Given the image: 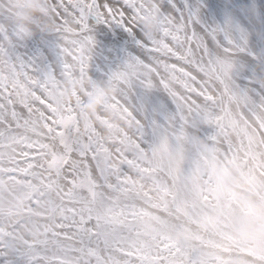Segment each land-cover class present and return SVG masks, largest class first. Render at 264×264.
<instances>
[{
  "label": "snow or ice",
  "instance_id": "6c2138e0",
  "mask_svg": "<svg viewBox=\"0 0 264 264\" xmlns=\"http://www.w3.org/2000/svg\"><path fill=\"white\" fill-rule=\"evenodd\" d=\"M50 7L55 40L32 57L24 50L33 36L0 21V163L7 149L11 174L48 205L25 238L12 244L0 235V264H264V243L239 235L264 212L242 207L223 171L235 165L264 187V55L244 73L258 99L236 83L231 59L248 50L250 32L264 40V0H235L247 30L231 19L205 25L198 10L156 0L161 23L150 35L146 0H50ZM101 24L124 29L141 55L94 79ZM86 74L82 93L64 104L55 99L54 78ZM100 81L117 87L111 106L127 119L115 138L82 120ZM154 89L176 110L147 135ZM203 126L212 133L202 137Z\"/></svg>",
  "mask_w": 264,
  "mask_h": 264
},
{
  "label": "rangeland",
  "instance_id": "374dc122",
  "mask_svg": "<svg viewBox=\"0 0 264 264\" xmlns=\"http://www.w3.org/2000/svg\"><path fill=\"white\" fill-rule=\"evenodd\" d=\"M185 9L199 11L205 25L224 27L229 19L241 28L246 29L244 22L236 15L232 7L235 0H177ZM30 0H0V21L7 29H15L24 34L31 29L33 38L28 42L24 54L32 57L42 50V46L50 39L55 40L52 33L46 30L44 18L40 15H30ZM203 27V25H201ZM247 30V29H246ZM94 35L97 40L89 74L94 79L106 78V73L123 62L129 55H141L139 46L129 34L118 27L96 25ZM28 36V35H27ZM7 39L18 43V36L9 34ZM215 46V45H214ZM51 58L55 53L49 50ZM264 55V40L254 38L249 33L248 50L235 52L231 59L234 62L236 83L245 90H250L258 99L260 90L252 87V76L245 75V70L251 67V62ZM254 75V72H253ZM142 94V90H138ZM148 105L147 135L151 133L152 123H162L166 113L174 112L175 104L166 93L152 90L146 98ZM213 129L203 126L200 130L202 137L210 135ZM3 151V162L0 163V235L10 243L15 244L25 238L29 230L38 225L48 213V205L43 193L37 191L21 175L11 174V157L8 150ZM192 166L191 158L185 161V170Z\"/></svg>",
  "mask_w": 264,
  "mask_h": 264
},
{
  "label": "clouds",
  "instance_id": "9594fccd",
  "mask_svg": "<svg viewBox=\"0 0 264 264\" xmlns=\"http://www.w3.org/2000/svg\"><path fill=\"white\" fill-rule=\"evenodd\" d=\"M148 11L144 15V27L146 34H153L160 28L161 17L156 8V0H146ZM30 15H40L44 18L46 30L52 33L56 27V20L50 7V0H30ZM32 34L31 29L26 35ZM55 79V99L64 104L73 100L82 93L90 83L89 76H76L71 78ZM117 95V87L106 81H100L95 86V91L83 104L82 120L85 123L101 124L105 128V134L115 138L126 130L127 119L122 112L111 106L110 97ZM111 125L109 128L108 125ZM224 176L228 186L241 195L242 207L264 212V187L254 184L252 179L241 172L235 165L224 168ZM259 225V226H257ZM240 238L245 243H264V216L255 222L246 225L239 232Z\"/></svg>",
  "mask_w": 264,
  "mask_h": 264
}]
</instances>
